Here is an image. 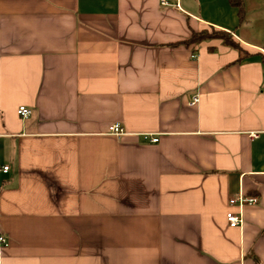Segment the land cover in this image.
Returning <instances> with one entry per match:
<instances>
[{
  "label": "crops",
  "instance_id": "obj_1",
  "mask_svg": "<svg viewBox=\"0 0 264 264\" xmlns=\"http://www.w3.org/2000/svg\"><path fill=\"white\" fill-rule=\"evenodd\" d=\"M180 5L0 0V264H264V46Z\"/></svg>",
  "mask_w": 264,
  "mask_h": 264
},
{
  "label": "built area",
  "instance_id": "obj_2",
  "mask_svg": "<svg viewBox=\"0 0 264 264\" xmlns=\"http://www.w3.org/2000/svg\"><path fill=\"white\" fill-rule=\"evenodd\" d=\"M162 7H175L177 9H181L180 0H175V3H171L170 0H161ZM198 100H195L197 103ZM18 114L27 119L32 115L31 109L27 107H20L18 110ZM111 133L116 136H122L124 134V130L120 126H115L111 129ZM159 139L153 138L152 142L157 143ZM10 170L9 165L0 166V172L7 173ZM259 203V199L257 197L247 196L244 193H240L237 196L230 198L229 205L230 209L226 213L227 222L229 227L237 228L243 226L245 222L244 214L241 211L245 206L257 205ZM238 206L240 211H235L233 207ZM9 240L6 236H4L3 232L0 230V249L4 246H8Z\"/></svg>",
  "mask_w": 264,
  "mask_h": 264
},
{
  "label": "trees",
  "instance_id": "obj_3",
  "mask_svg": "<svg viewBox=\"0 0 264 264\" xmlns=\"http://www.w3.org/2000/svg\"><path fill=\"white\" fill-rule=\"evenodd\" d=\"M231 5H233L234 7H236L239 10V14H240V20L241 23H245V19H246V11L244 8V0H230ZM215 33L213 34H209L206 31L202 32V33H193L191 39L186 43V45H190V44H198L201 43L205 40H211V39H220L223 40L224 44L237 50L240 53V62L242 63L244 60L250 58L251 55H249V53H247L238 43H236L233 40V37L231 34L226 33L224 31H215Z\"/></svg>",
  "mask_w": 264,
  "mask_h": 264
},
{
  "label": "rangeland",
  "instance_id": "obj_4",
  "mask_svg": "<svg viewBox=\"0 0 264 264\" xmlns=\"http://www.w3.org/2000/svg\"><path fill=\"white\" fill-rule=\"evenodd\" d=\"M244 8L246 11L245 23L247 21L250 23L248 31L251 39L256 44L264 46V0H244ZM206 32L215 33L214 30Z\"/></svg>",
  "mask_w": 264,
  "mask_h": 264
}]
</instances>
